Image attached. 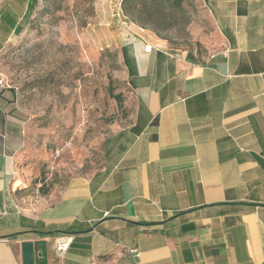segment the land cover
<instances>
[{"label": "crops", "instance_id": "crops-1", "mask_svg": "<svg viewBox=\"0 0 264 264\" xmlns=\"http://www.w3.org/2000/svg\"><path fill=\"white\" fill-rule=\"evenodd\" d=\"M200 2L217 38L200 54L131 23L132 125L60 193L33 203L16 177L20 129L0 87V264H25L26 242L34 264L264 262V0ZM28 11L10 14L11 36Z\"/></svg>", "mask_w": 264, "mask_h": 264}, {"label": "rangeland", "instance_id": "rangeland-1", "mask_svg": "<svg viewBox=\"0 0 264 264\" xmlns=\"http://www.w3.org/2000/svg\"><path fill=\"white\" fill-rule=\"evenodd\" d=\"M32 1L0 0V78L20 129L16 177L34 203L102 170L110 145L132 125L134 105L122 61L131 33L122 1L37 0L31 9ZM181 2L163 36L182 51L213 48L200 0ZM26 6L24 30L11 36L7 19Z\"/></svg>", "mask_w": 264, "mask_h": 264}, {"label": "trees", "instance_id": "trees-1", "mask_svg": "<svg viewBox=\"0 0 264 264\" xmlns=\"http://www.w3.org/2000/svg\"><path fill=\"white\" fill-rule=\"evenodd\" d=\"M32 2L34 3L31 9H35L37 0ZM181 5V0H122L123 13L130 23L151 30L164 40L168 38L164 37L163 33L170 28L167 26V20L181 11ZM9 21L14 22L12 19ZM17 30L18 28L15 29Z\"/></svg>", "mask_w": 264, "mask_h": 264}, {"label": "built area", "instance_id": "built-area-1", "mask_svg": "<svg viewBox=\"0 0 264 264\" xmlns=\"http://www.w3.org/2000/svg\"><path fill=\"white\" fill-rule=\"evenodd\" d=\"M119 14V13H118ZM120 16V14H119ZM153 46L150 43L145 44V52H151ZM0 87L2 88H10L5 78H0ZM71 245V239L69 237H62L60 242L57 244V251L61 254L67 252ZM261 264H264L261 263Z\"/></svg>", "mask_w": 264, "mask_h": 264}, {"label": "water", "instance_id": "water-1", "mask_svg": "<svg viewBox=\"0 0 264 264\" xmlns=\"http://www.w3.org/2000/svg\"><path fill=\"white\" fill-rule=\"evenodd\" d=\"M5 90H10V88ZM11 91L14 92L13 90ZM23 254L25 264H34V246L32 242L23 244Z\"/></svg>", "mask_w": 264, "mask_h": 264}]
</instances>
